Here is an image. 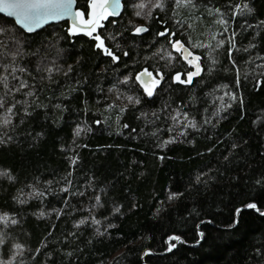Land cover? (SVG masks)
<instances>
[{
    "label": "trees",
    "instance_id": "trees-1",
    "mask_svg": "<svg viewBox=\"0 0 264 264\" xmlns=\"http://www.w3.org/2000/svg\"><path fill=\"white\" fill-rule=\"evenodd\" d=\"M156 2L124 0L97 27L118 61L66 21L25 32L0 16L5 264H264V0ZM175 41L200 58L191 83Z\"/></svg>",
    "mask_w": 264,
    "mask_h": 264
},
{
    "label": "snow or ice",
    "instance_id": "snow-or-ice-1",
    "mask_svg": "<svg viewBox=\"0 0 264 264\" xmlns=\"http://www.w3.org/2000/svg\"><path fill=\"white\" fill-rule=\"evenodd\" d=\"M74 3V0H0V10L7 12L10 16H15L17 23L22 25L28 32L34 31L36 28L40 27L43 22H46L47 19H57L61 18L64 15L70 14V10L72 7V4ZM176 4L178 7L192 5L195 7V4L193 0H176ZM99 7L101 9V13L99 15V18H97V14L95 12V9ZM108 7L112 8L111 12H108ZM121 7L120 0H91V8L93 9L92 12V19L89 20H83V13L77 12L76 15L80 16L82 18V23L87 24L90 26L91 30L87 33L88 35H92L93 32L96 30V26L99 23V19H106L108 15H119L118 9ZM137 7L141 11H137L136 15L141 16L143 9L147 7L145 4H139ZM153 8H160L161 10L164 7V0H157V2L152 6ZM236 8L240 11L241 14L244 13L246 10L247 12H251L252 9L248 6V4L236 5ZM216 12H219V9L215 10ZM149 17L151 16V12L148 13ZM223 22V21H221ZM264 24V21L261 22ZM73 31H77L75 25L73 26ZM148 28L144 26H138L135 28V32L137 34L147 32ZM159 36H166L169 35V32L167 29L165 31L159 32ZM171 35H174L172 33ZM95 39L99 41L97 43L98 48H102L104 50V53L106 55H109L113 58L114 61H118L119 57L116 56L111 49L105 47L104 41L100 39L99 36H96ZM223 43V41H221ZM172 47L175 48L177 51H183L187 54L184 56L185 60H188L189 64H195L196 71L187 73V79H181V74L177 73L175 76V80L180 83H191L192 78L194 76L200 75L201 68L199 66V57H193L192 59H188L189 56H191V53L187 51V49L184 48V45L180 41L172 42ZM127 55V53H125ZM169 56H171V53H169ZM15 58V54H13V59ZM13 73L16 71L15 68L12 69ZM23 71V69H21ZM51 71V70H49ZM159 75V74H158ZM144 77L149 78L148 81H145ZM6 77H0V82L5 80ZM136 79L140 81L142 84L145 85V91L147 92V95L151 96L153 94V90L155 87L160 83V79H157L151 72H149L147 69H145L143 72H141L139 75H137ZM162 79V76H161ZM127 80V78H126ZM126 82V81H125ZM149 83L151 86H149ZM28 87V85L24 82H21L20 88ZM20 89H17L19 91ZM29 95H32V93H28ZM130 101L132 100V97L128 98ZM137 103L139 101H136ZM4 99L0 97V110L4 109ZM15 108V105L8 107L6 110H4L2 113H0V124L3 126H7L12 123L11 117L14 115L13 109ZM192 127H195V124L191 125ZM81 129L76 130V134L79 135ZM4 141L2 138H0V143H3ZM171 141H168L166 143H170ZM73 164L76 163V160L73 159ZM0 176H8L9 179H13L11 175L7 172H0ZM64 191H67V189H64ZM39 195V193H36ZM175 194L173 196H170L169 198H174ZM97 203H99L100 198L96 197ZM21 203H23V200H20ZM248 208L257 209V205L255 203H251L247 205ZM259 210V209H257ZM119 211V209H117ZM264 214V213H262ZM41 215H44L41 213ZM86 221L81 220L79 224H77V227H79L80 224H84ZM96 224H99L100 221H93ZM0 223L3 224H16L17 221L14 218L9 217L8 215H0ZM103 234V233H101ZM170 239H175L179 241V237H172ZM3 243V240L0 239V244ZM17 249H22V245H16ZM171 247H175V245H170ZM13 260L15 257L12 258ZM0 264H5L4 261H0ZM10 264V262H8Z\"/></svg>",
    "mask_w": 264,
    "mask_h": 264
},
{
    "label": "water",
    "instance_id": "water-1",
    "mask_svg": "<svg viewBox=\"0 0 264 264\" xmlns=\"http://www.w3.org/2000/svg\"><path fill=\"white\" fill-rule=\"evenodd\" d=\"M123 1L124 0H120L121 7L118 9L119 15L123 11ZM108 11L111 12L112 8L108 7ZM76 13H77V11H76V0H74V3L72 4L71 10H70V14L64 15L61 18H57V19H47L46 22H43L42 25L40 27L36 28L34 31H38L47 25L54 24V23H60V22H64V21L68 22L70 25H73V26L75 25V27H78V28H82V29L86 28V26H83L78 22V16L76 15ZM0 16L7 18L9 20H12L18 28H20L21 30H23L25 32H28L22 25L17 23L15 16H10L7 12L2 11V10H0ZM112 16H118V15H112ZM34 31H32V32H34Z\"/></svg>",
    "mask_w": 264,
    "mask_h": 264
},
{
    "label": "rangeland",
    "instance_id": "rangeland-1",
    "mask_svg": "<svg viewBox=\"0 0 264 264\" xmlns=\"http://www.w3.org/2000/svg\"><path fill=\"white\" fill-rule=\"evenodd\" d=\"M107 11H108V9H107ZM92 12H93V9L91 8V0L89 1V3H88V15H87V17H83V20H89V19H92L93 17H92ZM95 12H96V14H97V18H99V15H100V13H101V9L99 8V7H97L96 9H95ZM109 12V11H108ZM102 20H104V19H99V23H98V25L96 26V29H97V27L100 25V23L102 22ZM78 22L81 24V25H83V26H86V28H78V27H76V29H77V31H75V32H78V31H83V32H85V33H88L90 30H91V28H90V26L89 25H87V24H84V23H82V18L80 17V16H78ZM71 32H74L73 31V25H71ZM91 36H93L94 38L97 36L96 35V30H95V32H93L92 33V35ZM96 42L98 43L99 41H97L96 40ZM102 49V48H101ZM102 51L104 52V50L102 49ZM188 51V50H187ZM181 52V54L183 55V57L187 54L186 52H183V51H180ZM189 52V51H188ZM194 56L191 54V56H189L188 57V59L190 60V59H192ZM188 61V60H187ZM192 67H193V70L194 71H196V67H195V64H190ZM140 74V73H139ZM138 74V75H139ZM153 76H155L157 79H159L156 75H154L153 74ZM144 79H145V81H148L149 80V78H147V77H144ZM139 83L142 85V87L143 88H145V85L144 84H142L140 81H139ZM149 86H151L150 85V83H149Z\"/></svg>",
    "mask_w": 264,
    "mask_h": 264
}]
</instances>
